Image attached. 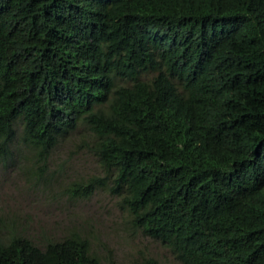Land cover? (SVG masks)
I'll list each match as a JSON object with an SVG mask.
<instances>
[{
    "label": "trees",
    "instance_id": "16d2710c",
    "mask_svg": "<svg viewBox=\"0 0 264 264\" xmlns=\"http://www.w3.org/2000/svg\"><path fill=\"white\" fill-rule=\"evenodd\" d=\"M81 123L143 233L185 264H264V0H0V153L21 135L44 159ZM0 264L101 260L77 232L14 233Z\"/></svg>",
    "mask_w": 264,
    "mask_h": 264
},
{
    "label": "rangeland",
    "instance_id": "374dc122",
    "mask_svg": "<svg viewBox=\"0 0 264 264\" xmlns=\"http://www.w3.org/2000/svg\"><path fill=\"white\" fill-rule=\"evenodd\" d=\"M93 138L91 128L81 123L44 159L21 135L8 154L0 153V238L8 241L20 233L44 247L50 239L77 232L89 240L101 264H142L151 257L160 264H185L168 244L134 224L121 196L111 190L106 168L88 145ZM93 177L108 183L90 196L72 191L74 182Z\"/></svg>",
    "mask_w": 264,
    "mask_h": 264
}]
</instances>
